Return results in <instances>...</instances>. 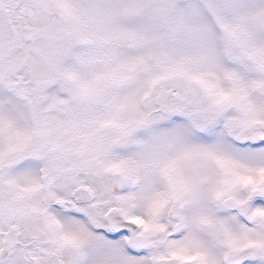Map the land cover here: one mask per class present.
Returning <instances> with one entry per match:
<instances>
[{"label":"snow or ice","instance_id":"snow-or-ice-1","mask_svg":"<svg viewBox=\"0 0 264 264\" xmlns=\"http://www.w3.org/2000/svg\"><path fill=\"white\" fill-rule=\"evenodd\" d=\"M0 264H264V0H0Z\"/></svg>","mask_w":264,"mask_h":264}]
</instances>
